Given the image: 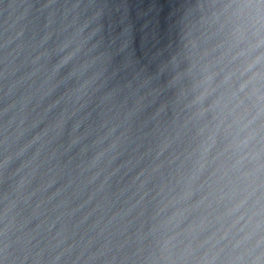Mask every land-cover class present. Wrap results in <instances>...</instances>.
<instances>
[{
  "label": "water",
  "instance_id": "obj_1",
  "mask_svg": "<svg viewBox=\"0 0 264 264\" xmlns=\"http://www.w3.org/2000/svg\"><path fill=\"white\" fill-rule=\"evenodd\" d=\"M0 264H264V9L0 0Z\"/></svg>",
  "mask_w": 264,
  "mask_h": 264
},
{
  "label": "snow or ice",
  "instance_id": "obj_2",
  "mask_svg": "<svg viewBox=\"0 0 264 264\" xmlns=\"http://www.w3.org/2000/svg\"><path fill=\"white\" fill-rule=\"evenodd\" d=\"M254 6L259 5L262 9H264V0H249Z\"/></svg>",
  "mask_w": 264,
  "mask_h": 264
}]
</instances>
